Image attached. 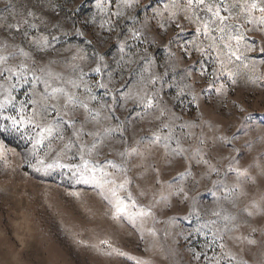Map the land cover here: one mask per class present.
Returning a JSON list of instances; mask_svg holds the SVG:
<instances>
[{"label": "rangeland", "instance_id": "1", "mask_svg": "<svg viewBox=\"0 0 264 264\" xmlns=\"http://www.w3.org/2000/svg\"><path fill=\"white\" fill-rule=\"evenodd\" d=\"M166 2L138 0V6L126 8L121 0H115L111 6L105 0L102 10L97 7L96 0H0V25L14 22L12 18L25 10L35 11L45 22L36 21L40 31L58 37L52 57L68 67L75 64L82 68L85 81L100 104L110 101L111 94H115L119 104L115 115L121 121H125L130 112L132 116L139 112L136 102L124 97L137 92L143 69L133 71L131 75L128 71L114 72L109 95L98 87V83H109L107 71L118 69L120 64L138 69L143 58L148 57L152 63L145 62L144 67L161 77L154 89L162 101L170 102L168 107L174 113L176 124L195 125L186 131L207 141L199 144L193 138L185 144L189 148L188 154L201 148V155H205L209 165L216 169L212 172L209 165H197L193 161L187 167V174L175 185V188L183 187L189 198L183 200L182 196H173L168 206L154 205L155 220L148 219L142 226L137 221L133 227L127 220L112 219L111 205L102 199L94 184L77 182L67 169L46 173L35 171L31 166L34 163L31 144L20 132H0V145L6 150L7 157L6 161L0 160V264H211L203 256L199 260L192 257L194 252H206L209 257L216 254L208 246L211 235L206 237L207 229L199 234L196 229L214 219L208 212L217 207V198L224 194L220 185L233 186L236 173L249 170L256 183L252 185V193L243 198L241 207L260 201V178L251 173V169L256 167L259 171L260 157L264 155V141L260 139L264 126V26L246 25L245 17L238 9L232 13L235 18L228 23L236 26L242 39L239 44L231 41L232 51L240 56V60L232 57L229 62L228 49L223 48V42L211 39L219 33H211L209 38L198 35L199 25L195 22L180 20V30L169 29L156 36L154 26L149 27L148 22ZM113 12L122 15L111 16ZM132 31L140 32L141 38L132 39ZM4 38L5 34L0 32V40ZM178 44L188 48V53L181 59L176 58L181 56ZM121 45L124 46L123 53ZM212 47L216 51H212ZM196 48H207V52L201 55L200 51L194 50ZM121 56L124 61L120 60ZM214 57L219 59L214 60ZM220 60L226 65L225 75L216 81L217 88L224 84L222 94L209 91L213 64ZM98 64L108 65V70L95 73ZM202 66L209 68L203 77L200 75ZM229 71L235 74L236 84L227 79ZM17 89L14 95L20 101L26 98L25 93L31 90V85L21 83ZM181 91L185 95L177 100L176 95ZM192 94L197 95L196 102L191 101ZM250 115L253 118L247 119ZM3 123L0 121V126ZM111 123L115 125L116 121ZM127 123L131 128V120ZM240 127L250 131L229 145L227 138ZM136 130L137 139L149 134L147 125L141 130L138 123ZM99 159H105V155ZM188 163L185 161V165ZM183 171L184 168L173 163L164 174L165 186ZM141 187L149 192L141 202L151 201V188L147 182L138 183L134 179L130 189L136 196ZM195 213H199V218ZM250 223L257 229L264 227V220L259 217ZM153 231L155 235H152ZM255 238L260 240L259 231ZM260 252V248H253L247 254L245 258L249 264H253Z\"/></svg>", "mask_w": 264, "mask_h": 264}, {"label": "snow or ice", "instance_id": "2", "mask_svg": "<svg viewBox=\"0 0 264 264\" xmlns=\"http://www.w3.org/2000/svg\"><path fill=\"white\" fill-rule=\"evenodd\" d=\"M96 3L103 10L105 0H96ZM113 3L115 0H108L109 6ZM121 3L126 8L138 6V0H121ZM237 9L245 17L246 25L264 26V0H238L236 3L227 0H167L162 9L153 13L148 24L149 27L154 26L155 35L160 36L169 29L180 30V20L195 22L199 25L196 30L198 35L209 38L211 33H219L218 37L211 36L213 42H223V48L228 49L229 62L232 57L239 61L240 56L232 51L231 41L239 44L242 36L236 26L228 23L235 18L232 13ZM110 15L119 17L122 13L113 12ZM12 20L14 22L0 25V32L5 34V38L0 40V121L4 122L0 132H20L31 144V158L34 161L31 166L35 171L46 173L67 169L77 182L94 184L100 190L102 199L111 205L112 219L127 220L133 227H136L137 221L142 226L148 219L155 220L154 205L168 206L173 196H182L183 200H187L189 197L185 189L175 188L178 179L187 174V167L193 161L197 165H209V160L201 155L202 149L199 147L189 155V148L185 144L193 138L199 144H206L207 141L186 131L195 125L176 124L174 113L168 107L170 102L162 101L154 89L157 79L161 77L144 67L145 62L151 65L152 61L144 57L138 69L125 68L124 64H120L118 69L107 71L109 83H98V87L109 95L114 72L128 71L131 75L133 71L143 69L140 71L137 92L124 97L134 100L139 112L135 116L130 112L125 121H121L115 115L119 109L115 94H111L110 101L105 100L100 104L92 87L85 81L82 68L75 64L68 67L52 57L58 37L40 31L36 21L41 24L45 22L35 11L25 10ZM131 37L139 40L141 33L132 31ZM178 49L181 56L177 59L188 53V48L183 44H178ZM194 50L200 51L201 55L207 52V48ZM120 51L124 52L123 45ZM212 51H216V48L212 47ZM100 59L103 60V57ZM120 60L124 61V57L121 56ZM225 67L222 60L213 64L209 91L223 93L224 84L217 88L216 81L225 75ZM102 69L108 70V65L98 64L94 72L101 74ZM208 72L209 68L202 66L200 75L203 77ZM227 79L232 84L237 83L231 71L227 73ZM21 83L31 85V90L25 93V99L17 101L14 93ZM184 95L181 91L176 99ZM197 100V95L192 94L191 101ZM252 118L250 115L247 119ZM129 120L131 128L127 123ZM111 121H116L115 125ZM138 123L141 130L145 125L149 126V134L137 139ZM249 131L247 127L238 128L231 138H227V143L230 145L232 140L245 136ZM220 139L225 140L224 137ZM260 139L264 141V126ZM247 143L251 144L252 141ZM101 155H105V159H99ZM108 156L114 159H107ZM6 159V150L0 145V160ZM65 160L78 163L69 164ZM260 160L259 171L256 167L251 169V173L260 178V201L245 203L241 207L243 198L252 193V185L256 183L251 179L249 170L238 171L233 186L220 185L224 194L217 198V207L208 212L214 219L196 229L197 234L207 229L206 237L211 235V239L207 240L208 246L216 254L209 257L206 252H194L193 259L199 260L203 256L211 264H249L245 258L247 254L253 248H260V255L253 264H264V227L257 229L250 223L256 217L264 220V155ZM185 161L189 162L188 165H185ZM173 163L184 168V171L179 177L173 176L165 186L164 174ZM209 170L216 171L210 165ZM134 179L150 185L151 201L141 202V198H147L149 194L143 187L136 196L133 195L130 186ZM195 215L199 218V213ZM257 231L261 234L260 240L255 238ZM152 235H155L154 231Z\"/></svg>", "mask_w": 264, "mask_h": 264}]
</instances>
